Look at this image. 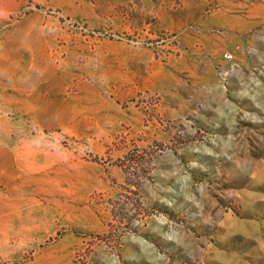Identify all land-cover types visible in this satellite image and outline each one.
I'll use <instances>...</instances> for the list:
<instances>
[{
  "label": "rangeland",
  "instance_id": "374dc122",
  "mask_svg": "<svg viewBox=\"0 0 264 264\" xmlns=\"http://www.w3.org/2000/svg\"><path fill=\"white\" fill-rule=\"evenodd\" d=\"M0 264H264V0H0Z\"/></svg>",
  "mask_w": 264,
  "mask_h": 264
},
{
  "label": "built area",
  "instance_id": "2783aa9c",
  "mask_svg": "<svg viewBox=\"0 0 264 264\" xmlns=\"http://www.w3.org/2000/svg\"><path fill=\"white\" fill-rule=\"evenodd\" d=\"M224 57H225V59H230V56H228V55H224Z\"/></svg>",
  "mask_w": 264,
  "mask_h": 264
}]
</instances>
